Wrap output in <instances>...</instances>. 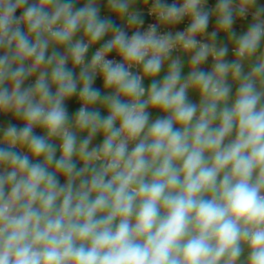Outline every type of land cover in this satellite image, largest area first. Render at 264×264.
<instances>
[{
  "label": "clouds",
  "instance_id": "clouds-1",
  "mask_svg": "<svg viewBox=\"0 0 264 264\" xmlns=\"http://www.w3.org/2000/svg\"><path fill=\"white\" fill-rule=\"evenodd\" d=\"M206 3L107 0L126 31L98 0H0V113L23 121L0 131V264H264V7ZM137 4L157 20L144 31ZM186 17L184 31H159ZM177 50L190 54L186 77ZM150 110L163 115L150 122Z\"/></svg>",
  "mask_w": 264,
  "mask_h": 264
},
{
  "label": "crops",
  "instance_id": "crops-1",
  "mask_svg": "<svg viewBox=\"0 0 264 264\" xmlns=\"http://www.w3.org/2000/svg\"><path fill=\"white\" fill-rule=\"evenodd\" d=\"M31 2H33V0H30V3ZM215 4H216L215 1L207 0L205 7H206V9L211 10L215 7ZM81 6H82V3L76 5L77 8L81 7ZM98 6L100 9L101 17H110L111 19H113L115 21V23L117 25H120L121 27H125V30L127 31V28H126L124 22H122L120 19H118L117 17H115L114 15H112L111 13L108 12L107 0H98ZM136 7L138 9H142L143 20H145L146 19V8H147V6H142L140 4H137ZM256 7L257 8L264 7V0H257ZM253 9L256 10V8H253ZM20 11H22V9L18 10L17 13H19ZM250 23H243L240 20V18H237V20L233 24V31H235L237 35H240L247 30V27ZM166 28H168L169 30H171L173 32L175 27L174 26H168ZM215 28H216L215 18L213 17L209 21V26L207 28L206 34L204 36L198 37V38L202 39L204 42H208L209 37H208L207 33H211L212 31L215 30ZM129 33H131V32H129ZM80 35L81 34H78L76 38L78 39ZM102 43H103V41H101L97 45L93 46L89 50L88 62H90V60H91L94 49L97 46L101 45ZM224 44H226L228 46V54L225 57V60L228 62H231L235 58L234 54H232L230 52V50L233 49V45L228 41V38L225 34L220 33L217 36V45L220 46V45H224ZM59 51L63 52L64 49L61 48V49H59ZM49 54H50V52H49ZM177 56H179L181 58V61L184 65L182 76L186 77L188 75V71H189L190 54H184V53L179 52V53L172 55L173 58H175ZM212 63H213V61H212V58L210 57L207 62H205L203 65H201V69L204 71H210L212 68ZM68 67L70 69L72 68L71 63H69ZM249 70H250V65L246 63L244 66V71L248 72ZM79 71H80L79 67H76L74 69L76 76L79 75ZM166 73H167V63L165 64L164 68L161 70L160 74L156 77V79L162 80L164 75H166ZM35 79H36V75H33L32 77L28 78L25 81L24 87H28V86L34 84ZM150 83H151V81L146 79L144 81L145 87L147 88L150 85ZM229 83L231 84V89H232L231 97L234 98L238 85L236 83L232 82L231 80H229ZM93 86H94V88L99 89L101 91V93H104L105 90L103 88V81L101 79H99L98 77H96ZM53 91H54V89H53ZM188 98H189V101L192 103H196V104L199 103V94L196 91L190 90L188 93ZM65 106H66V109L68 112L69 120H71L74 117L75 113L79 110V107H80V103L78 102L77 96L74 95L70 100H67L65 102ZM97 108L100 111L102 116L107 115L106 109H104L100 106H97ZM161 115H163V113L159 112L158 110H150V122L154 121L155 119H157ZM9 124H14L17 127H23V121L20 120L19 118L15 117V116H13L11 113H0V131H2L4 128H6ZM34 132L36 135H44L43 129H41L39 127L35 128ZM86 135H87V133H79L78 134V140L84 139L86 137ZM102 139H103V137L99 134L96 137H94L93 140L91 141L90 149L93 147H98L102 143ZM53 143L57 145V157H59L60 151H59L58 145H59L60 141L58 139H56V140H53ZM81 166H82V164L80 162H77V168H79ZM58 180L61 184L65 183V177L62 175L58 176Z\"/></svg>",
  "mask_w": 264,
  "mask_h": 264
},
{
  "label": "built area",
  "instance_id": "built-area-1",
  "mask_svg": "<svg viewBox=\"0 0 264 264\" xmlns=\"http://www.w3.org/2000/svg\"><path fill=\"white\" fill-rule=\"evenodd\" d=\"M213 1L217 2V0H213ZM166 2L169 3V4H171V3L175 2V0H166ZM254 12H255V10L252 9V10L249 12V14L247 15V17H245V18H240V20H241L243 23H250V22H252V14H253ZM21 13H22V11H20L19 13H16V15L19 16V15H21ZM154 23H157V20H156L153 16L149 15V13H148V6H147V8H146V19L144 20V25H143V27L141 28V31L146 30L149 24H154ZM189 23H190V19L186 17L182 22H180L179 24H177V25L174 26L175 28H174V30H173V33L177 32V31H184V30L189 26ZM159 31L163 34V33L167 32V31H171V30H169V29L166 28V27H162V28L159 29ZM128 34L131 35L132 33H128ZM198 39H200V38H198ZM201 40H202V39H201ZM202 41H203V40H202ZM203 42H204V41H203ZM101 45H102V44H101ZM101 45L97 46V47L94 49L93 54H94V52H95V51H96ZM230 52H231L232 54H234L233 51H232V49L230 50ZM88 53H89V52H88ZM176 53H179V51H178V50H177V51H174V52L172 53V55H174V54H176ZM108 58H109V59H114V60H116V61H118V62L120 61V57L117 56L115 53H110L109 56H108ZM85 60H86V62H88V54H87ZM132 71H134V72H138L139 69H132ZM97 77H98L99 79L102 80V78H101L99 75H98ZM132 146H133V145L130 144L129 147L131 148Z\"/></svg>",
  "mask_w": 264,
  "mask_h": 264
},
{
  "label": "rangeland",
  "instance_id": "rangeland-1",
  "mask_svg": "<svg viewBox=\"0 0 264 264\" xmlns=\"http://www.w3.org/2000/svg\"><path fill=\"white\" fill-rule=\"evenodd\" d=\"M232 138H234V137H230L229 139H232ZM246 255V254H245ZM244 257H242V259H243Z\"/></svg>",
  "mask_w": 264,
  "mask_h": 264
}]
</instances>
